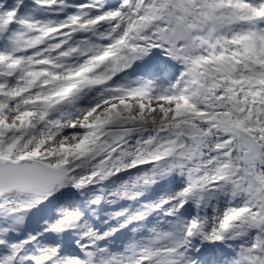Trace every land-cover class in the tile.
Returning <instances> with one entry per match:
<instances>
[{"label": "snow or ice", "instance_id": "6c2138e0", "mask_svg": "<svg viewBox=\"0 0 264 264\" xmlns=\"http://www.w3.org/2000/svg\"><path fill=\"white\" fill-rule=\"evenodd\" d=\"M0 264H264V0H0Z\"/></svg>", "mask_w": 264, "mask_h": 264}]
</instances>
